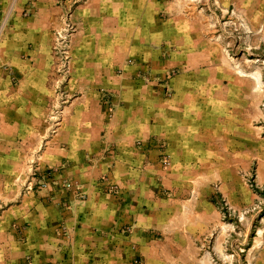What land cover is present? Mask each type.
Here are the masks:
<instances>
[{
    "label": "crops",
    "instance_id": "obj_1",
    "mask_svg": "<svg viewBox=\"0 0 264 264\" xmlns=\"http://www.w3.org/2000/svg\"><path fill=\"white\" fill-rule=\"evenodd\" d=\"M26 1L0 0V171L5 186H13V172L32 163L56 176L50 190L1 207L2 229L20 235L1 247L0 264H137V257L141 264L173 262L167 251L175 250V236L185 234L181 249L189 250L190 239L214 224L216 214L210 206V213L200 206L189 210L179 200L170 212L162 187L205 165L221 170L207 158L208 139L216 138L207 120L225 126L228 106L208 117L205 104L189 99L172 111L158 94L145 93L152 85L129 80L126 71L116 76L81 67L71 72L69 96L51 128L58 100L48 32L59 8ZM12 221L23 225L15 230ZM157 234L169 237L159 242Z\"/></svg>",
    "mask_w": 264,
    "mask_h": 264
},
{
    "label": "rangeland",
    "instance_id": "obj_2",
    "mask_svg": "<svg viewBox=\"0 0 264 264\" xmlns=\"http://www.w3.org/2000/svg\"><path fill=\"white\" fill-rule=\"evenodd\" d=\"M32 1L59 8L48 32L58 100L51 128L69 96L71 72L81 67L116 76L126 71L129 80L152 85L145 93L158 94L172 111L189 99L205 104L208 117L228 106L225 126L207 120V132L216 137L208 139L207 158L216 159L221 170L205 165L197 174L183 172L181 183L162 187L167 210L179 200L189 210L200 206L210 213V206L216 214L214 224L190 239L189 250L181 249L185 234L175 236V250L167 251L174 261L167 264H264V0H27L26 5ZM22 13L28 15L29 8ZM13 175V186H5L6 173L0 171V209L27 193L50 190L56 176L33 163ZM9 228L0 226V249L20 235L7 233ZM157 237L161 242L169 236ZM133 263L141 264V258Z\"/></svg>",
    "mask_w": 264,
    "mask_h": 264
},
{
    "label": "bare ground",
    "instance_id": "obj_3",
    "mask_svg": "<svg viewBox=\"0 0 264 264\" xmlns=\"http://www.w3.org/2000/svg\"><path fill=\"white\" fill-rule=\"evenodd\" d=\"M239 73L244 75V73H242V70H239ZM245 74H246V73H245ZM253 77H254L255 80H256V87L259 88V87H260V77H259V74L256 73V75H254Z\"/></svg>",
    "mask_w": 264,
    "mask_h": 264
},
{
    "label": "built area",
    "instance_id": "obj_4",
    "mask_svg": "<svg viewBox=\"0 0 264 264\" xmlns=\"http://www.w3.org/2000/svg\"><path fill=\"white\" fill-rule=\"evenodd\" d=\"M164 163H166V160H164ZM66 186H68V187H69V186H70V183H67V184H66Z\"/></svg>",
    "mask_w": 264,
    "mask_h": 264
}]
</instances>
